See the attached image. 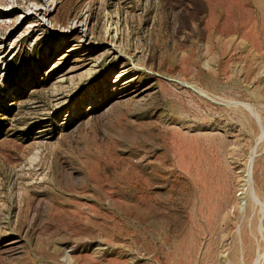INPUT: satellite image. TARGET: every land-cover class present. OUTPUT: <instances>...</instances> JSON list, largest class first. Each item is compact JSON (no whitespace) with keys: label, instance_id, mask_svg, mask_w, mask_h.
I'll use <instances>...</instances> for the list:
<instances>
[{"label":"rangeland","instance_id":"obj_1","mask_svg":"<svg viewBox=\"0 0 264 264\" xmlns=\"http://www.w3.org/2000/svg\"><path fill=\"white\" fill-rule=\"evenodd\" d=\"M0 264H264V0H0Z\"/></svg>","mask_w":264,"mask_h":264},{"label":"bare ground","instance_id":"obj_2","mask_svg":"<svg viewBox=\"0 0 264 264\" xmlns=\"http://www.w3.org/2000/svg\"><path fill=\"white\" fill-rule=\"evenodd\" d=\"M41 19H42V18H41ZM43 20H44V19H43ZM43 20H42V21H43ZM45 22H46V21L44 20V24H46Z\"/></svg>","mask_w":264,"mask_h":264}]
</instances>
